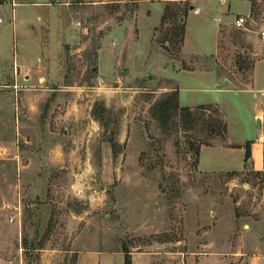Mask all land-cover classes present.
<instances>
[{
    "label": "rangeland",
    "instance_id": "rangeland-1",
    "mask_svg": "<svg viewBox=\"0 0 264 264\" xmlns=\"http://www.w3.org/2000/svg\"><path fill=\"white\" fill-rule=\"evenodd\" d=\"M257 67L264 0H0V264H264Z\"/></svg>",
    "mask_w": 264,
    "mask_h": 264
},
{
    "label": "trees",
    "instance_id": "trees-1",
    "mask_svg": "<svg viewBox=\"0 0 264 264\" xmlns=\"http://www.w3.org/2000/svg\"><path fill=\"white\" fill-rule=\"evenodd\" d=\"M178 91H173L165 96L161 100L155 103V105L152 107V115L156 120H158L161 129L166 133L169 130L170 123L172 118L177 115V112L180 111L181 114V119L191 123L194 119V114L192 109L190 108H181L179 109V104H178ZM106 109L104 106L99 105L95 106L94 109V115H97V119L101 123H105L104 120V115H105ZM217 125L220 128V135L224 136L226 132V124L222 120L217 121ZM251 161V150L250 147H246V152H245V163L247 166L250 165ZM124 252L126 255V260L125 264H132L131 261V255L129 250L127 248H124Z\"/></svg>",
    "mask_w": 264,
    "mask_h": 264
},
{
    "label": "crops",
    "instance_id": "crops-1",
    "mask_svg": "<svg viewBox=\"0 0 264 264\" xmlns=\"http://www.w3.org/2000/svg\"><path fill=\"white\" fill-rule=\"evenodd\" d=\"M249 13V12H248ZM217 52V51H216ZM16 66H17V69H18V65H17V62H16ZM260 71V81H261V84H263V77H264V74H263V70H259L258 67L256 68V74H255V77L253 79V81L251 80L250 82H248L246 84V89H245V92L249 94V86L250 85H253L255 84V87L256 85H258V72ZM222 76V75H221ZM216 76V79H217V88H220V85L219 84H222V82L224 80H228L226 76ZM236 83H239V81L237 80ZM250 83V84H249ZM229 85H233V81L229 80ZM223 90V89H222ZM179 93V92H178ZM179 95V94H178ZM179 97V96H178ZM216 104V103H215ZM217 104H220V105H223L222 103H217ZM224 106V105H223ZM264 115V107L260 104V103H255L254 104V118L256 121L260 120V116ZM261 122V120H260ZM261 124H263L264 126V119L262 120ZM260 125H258L259 127ZM264 128V127H263ZM228 140V144L232 145V144H236L238 146V148H232L230 147V149L232 150H238L237 152L238 153H241L243 155H245V150H244V147L243 145L246 143V142H251V145H250V150H251V160H252V164H251V167H252V170L253 172H257V173H261V172H264V131L262 130V132H258V130H256V136L254 137V139H249L247 140L246 138L244 140H241V141H235V142H232V139L231 137H228L227 138ZM234 141V140H233ZM202 152V151H201ZM245 161L243 162L242 166L240 167V169H238L239 171L240 170H243L244 169V165H245ZM199 166H200V163H199ZM247 167V166H246ZM201 168V167H200Z\"/></svg>",
    "mask_w": 264,
    "mask_h": 264
},
{
    "label": "built area",
    "instance_id": "built-area-1",
    "mask_svg": "<svg viewBox=\"0 0 264 264\" xmlns=\"http://www.w3.org/2000/svg\"><path fill=\"white\" fill-rule=\"evenodd\" d=\"M244 22H245L244 18H238V19H236V21H235L237 27H243ZM1 87H2V86H1V83H0V88H1ZM1 153H2V150H0V155H1Z\"/></svg>",
    "mask_w": 264,
    "mask_h": 264
},
{
    "label": "water",
    "instance_id": "water-1",
    "mask_svg": "<svg viewBox=\"0 0 264 264\" xmlns=\"http://www.w3.org/2000/svg\"><path fill=\"white\" fill-rule=\"evenodd\" d=\"M228 84H229V80H224V81L222 82V84H220V86H225V85H228ZM257 124H258V125H261L260 120L257 121Z\"/></svg>",
    "mask_w": 264,
    "mask_h": 264
}]
</instances>
